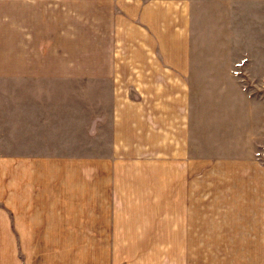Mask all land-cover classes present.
Here are the masks:
<instances>
[{
    "label": "crops",
    "instance_id": "0c3cea01",
    "mask_svg": "<svg viewBox=\"0 0 264 264\" xmlns=\"http://www.w3.org/2000/svg\"><path fill=\"white\" fill-rule=\"evenodd\" d=\"M129 262L264 264V0H0V264Z\"/></svg>",
    "mask_w": 264,
    "mask_h": 264
},
{
    "label": "rangeland",
    "instance_id": "374dc122",
    "mask_svg": "<svg viewBox=\"0 0 264 264\" xmlns=\"http://www.w3.org/2000/svg\"><path fill=\"white\" fill-rule=\"evenodd\" d=\"M256 38V37H255ZM254 37H253V40H257V39H255ZM255 43H256V41H255ZM130 247V246H129ZM128 255L130 256V255H133V252H132V248L130 249L129 248V250H128ZM128 264H131V262H129ZM157 264H159V263H157Z\"/></svg>",
    "mask_w": 264,
    "mask_h": 264
}]
</instances>
